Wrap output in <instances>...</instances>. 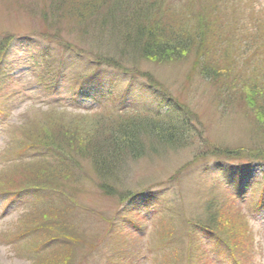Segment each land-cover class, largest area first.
<instances>
[{
    "label": "rangeland",
    "instance_id": "obj_1",
    "mask_svg": "<svg viewBox=\"0 0 264 264\" xmlns=\"http://www.w3.org/2000/svg\"><path fill=\"white\" fill-rule=\"evenodd\" d=\"M53 1L56 0H0V42L8 38L18 39L16 43L13 41L14 44L7 48L8 51L4 55H0V174L3 172L0 175V191H12L17 185H25L28 179L33 180V172L40 165L37 161L29 160L37 141L45 140L47 137L54 138L65 125L71 129L78 127L81 133L101 129L96 127L99 124L95 126L93 122L96 120L93 119L94 116L104 113L100 107L99 96L105 95L116 84L120 90L127 87L126 83L120 86L119 75L106 71L104 76H101L100 89L96 85L92 86L94 91L88 92L89 95L92 94V99H86L82 103L92 109V112L88 113L84 111L85 107L80 110L83 106L74 101L70 94L71 91L76 93L70 83L74 71L64 72L51 87L46 86L50 80L44 75L46 73L43 70L44 66H41L45 61L40 48H43L47 55L49 53L60 55L61 50H64L63 54L68 50L63 57H70L73 51L78 53L81 50L84 55L86 51L98 52L99 46L98 53L101 56L108 57L106 48L113 50L109 55L111 62L130 67L126 62L128 57L121 60L124 55L119 54L120 51L115 47L108 45L106 39L99 43L93 37L101 35L98 31L92 32L89 24H85L89 31L87 32L80 30L76 21L57 22L63 0H58L54 5L58 9L55 13L57 16H54L53 10L49 8ZM70 1L66 0V3ZM158 1L164 2L161 7L167 4L197 13L199 10L209 12L214 6H218L221 11L220 2L225 0H111L98 8L97 15L101 19H106L117 13V7L124 4H128L129 8L136 5L134 9L138 7L143 9V6H155ZM256 1L264 9V0ZM261 15L264 16L263 13ZM53 38L61 39L67 44L54 47ZM32 42L39 48L31 44ZM133 63L138 69L136 73L147 77L142 83L150 92L138 82L140 89L130 86L137 92L138 99H133L132 96L127 98L133 100L137 108L151 111L161 108L162 111H166L165 104H168L169 97L174 103H178L179 108L189 113L192 119L191 133L188 141L182 146L165 149L167 153L162 155L158 152L161 149H158L151 153L147 152V155L135 160H121V166L109 174L107 181L103 177L99 178L104 189L98 190L93 186L89 181L91 180L89 175L93 176L92 170L89 169L90 165L84 160L81 161L86 171L84 174L88 176L86 183L81 184L80 189L70 194L67 204L60 202L63 210L67 211L64 213L70 215H66L68 226L71 223L74 236L78 238L74 239L77 251H69L72 264L74 262V264H187L185 256L191 251L188 234L194 232L188 231V226L191 222L208 221L205 207L212 202L211 200L227 202L228 191L219 182L221 175H218L211 165V159H223L222 153L225 152L218 149L219 155H214L212 149L228 148V151L238 152L230 154L231 158L240 160L248 158L246 153L251 138L248 119L239 114L238 110L236 114L229 115L230 117L219 116L212 103L208 86L200 84L190 74V63L165 67L137 58ZM75 88L77 89V86ZM87 91L89 90L85 92ZM107 113L108 119L110 116L119 117L116 110ZM106 116L102 117L101 122ZM106 124L103 123L102 127ZM38 147L35 149L38 150ZM107 154L111 155L110 151ZM113 154L117 155L116 152ZM22 161L28 164L23 167L24 170H17V173L9 170L13 165L22 164ZM258 176L259 171L256 168L253 177ZM156 191L160 207L150 216L145 213L146 206H139L135 213L134 207L127 203V198L132 194ZM21 196L22 194H14L9 200L6 194H0L2 205L0 264H27L17 257L21 254L23 246L17 245L20 240L15 239L20 235L19 227L28 223L32 225L30 205H25L26 201L19 202ZM41 200L55 199L41 197ZM246 206L233 201V207L230 205L226 212L220 207L219 217L221 216L222 221L217 218L216 225L219 227L216 229L223 235L221 237L226 241V246L233 248L238 254L240 264H264V212L261 216L254 215ZM126 207L129 210L127 215L133 212L136 215L135 223L140 231L130 228L131 225L125 221L122 209ZM55 212L46 208L39 212L41 215L37 217L54 221L57 217L64 216L63 213L56 217ZM179 213L189 224L179 222ZM71 216L74 220H70ZM168 230L173 232L169 237L171 240L163 239L161 243L157 234L161 232L163 235ZM199 236L207 240L206 236L201 234ZM200 242L194 240L193 253L196 254L194 257L203 251L204 255L210 256L213 246L211 244L201 246ZM25 244L27 242L23 245ZM82 246L86 248L83 249ZM149 247H152L151 253ZM156 252H161L160 256H157ZM122 255L124 259L127 257L128 262L117 258ZM116 259L119 261L116 262ZM205 264H209L208 261Z\"/></svg>",
    "mask_w": 264,
    "mask_h": 264
},
{
    "label": "trees",
    "instance_id": "obj_2",
    "mask_svg": "<svg viewBox=\"0 0 264 264\" xmlns=\"http://www.w3.org/2000/svg\"><path fill=\"white\" fill-rule=\"evenodd\" d=\"M110 1L71 0L66 3V0H63L57 22L62 20L69 23L73 20L76 21L80 30L87 32L89 31L85 24H89L92 32L98 31L101 35L93 37L99 43L106 39L108 45L115 47L117 51H120L119 54L124 55L123 58H120L121 60L128 57L126 62L130 67L111 62L109 55L113 50L106 48L108 57L101 56L98 53L100 48L98 45V52L86 51L84 55L81 50L78 53L73 51L72 54L70 53L71 56L68 55L70 57H63L68 50H65L64 54V50H61L60 55L53 53L47 55L43 48H40L45 61L43 64L41 63V66H44L43 70L46 71L44 75L50 80L46 84L48 87H51L59 75L66 71H74V75L70 78L71 86L76 92L75 94L72 92L74 100L75 98L82 99L81 97L87 95L86 90L94 91L91 88L94 85L100 89L101 76H104L106 71L119 75L120 86L126 83L127 87L120 90L116 84L105 95H101V98L108 99V103L104 104L102 108L105 114L100 113L106 116L109 114L107 112L116 110V115L119 117L110 116L111 118L108 119L107 115L106 119L101 122L104 116H94L93 114V119H96L93 122L95 126L99 124L96 126L101 128L99 130L96 128L93 132L81 133L78 127L71 129L65 125L54 138L47 137L45 140L37 141V145L34 146H39L38 150L35 149L36 147L33 148L31 157L29 156L30 162L37 161L40 165L33 172V180L28 179L25 185H17L12 188V191H0V194H6L9 200L14 194H22L25 197L22 201H26L30 205L32 225L28 223L19 227L20 235L15 238L20 240L17 245L23 246L21 254L17 257L27 264H72L69 251H77L74 239L78 238L74 236L71 223L68 226L67 216L70 215L64 213L67 211L63 210L61 207L63 205L60 202L67 204L68 198L71 197L70 194L77 191L81 184L86 183L88 176L84 174L86 171L85 167L81 165V161L89 163V169L93 173V176L89 175L91 176L89 181L100 190L104 187L101 186L99 178L103 177L107 181L110 177L109 174L121 166V160H135L141 158L142 155H147V152L151 153L158 149H161L158 152L162 155L167 153L166 150L180 147L188 141L192 119L185 109L179 108L178 103H174L168 97L169 102L167 101L168 104L166 103L165 106L169 107V112L164 114L159 111L149 113L137 109L134 101L127 98L132 96L133 99H138V94L135 91V89L141 88L137 84L138 82L146 88L147 92H150V89L142 83L147 77L136 73L138 69L134 67L133 63L135 58L165 67L190 63V74L200 84L208 86L212 103L219 116L230 117L229 115L236 114L238 110L239 114L248 119L251 138L246 153L248 158H245L248 161H255L259 165L262 163L264 166V16L261 15L264 14V9H262V5L259 6L256 0H225L220 2L221 11L218 6H214L209 12L199 10L195 13L186 8L188 11L178 9L173 5L166 4L161 7L164 2L158 1L159 3H155V6H143V9L140 7L134 9L136 5L129 8L128 4H124L117 7V13H113L106 19H101L97 15V10L102 4L106 5ZM56 2L58 0L53 1L49 6L53 10L54 16H57L55 13L58 11L57 6H54ZM54 40L52 44L54 47L67 44L61 39ZM13 41L16 43L18 39L8 38L0 42V55H4L8 51L7 48L14 44ZM31 44L36 45L33 42ZM36 47L39 48L37 45ZM62 76L64 77V75ZM103 123H107L106 126L102 127ZM31 147L30 144L29 148ZM162 148L164 149L162 150ZM218 149L225 153H222L223 159H211L214 164L221 161L227 163L231 161L235 164L245 162V160L231 158L230 154H238V152L228 151V148H213L214 155L218 154ZM40 150L43 151L37 154ZM108 151L111 155L107 154ZM113 151L117 155L113 154ZM23 162L11 166L9 170L11 169L14 173H17V170H24L23 167L28 164ZM235 169L238 172L236 177L229 180L230 183L223 184V188L228 191L227 202L211 200L212 202L210 201L211 203L205 207L208 221L205 223L191 222V225L188 226V231L193 230L194 232L188 234L190 241L187 238L192 251H189L188 248L189 252L185 256L187 264L193 262L205 264L207 261L209 264H218L217 262L221 264L224 259L218 256L224 251H221L222 248L217 245L214 246L213 251L210 250V256L204 255L203 251L194 257L196 254L193 253V243L195 240L201 241V246L206 244V241L199 236L201 234L202 236L206 235L205 239L210 240L211 244V238L215 243H219L218 245L221 244L220 240L223 239L221 237L223 235L217 230L219 225H216L220 207L224 208V212H226V208L230 209V205L233 207V201L236 203V196H240L244 190H247L251 180L246 169L242 167ZM30 172L32 173V171ZM2 174L3 172L0 175ZM254 190L256 193L258 192L256 188ZM142 191L144 190L142 189ZM263 193L262 190L261 194L254 196L252 191L249 204L253 202V206L264 208V202L261 204L259 200V203L254 201L262 198ZM41 197L55 200L42 201ZM127 199L128 205L134 207L135 213L139 206H151L155 201L151 196L135 194ZM46 208L52 209L53 212L56 211V217L63 213L65 217H57L54 221L44 217L38 218L37 216L41 215L39 212ZM123 210L125 216L122 215L125 221L128 224L135 223L134 212L127 215L128 207ZM178 215L179 222L189 224L188 221L181 218L183 215L180 213ZM219 218L222 221L221 216ZM71 219H73L72 216ZM173 232L168 230L165 234L162 232L163 235L160 232L157 234V238L160 242L163 239L170 241L169 237ZM185 232H187L186 229ZM166 234L170 235L164 236ZM25 242L27 244L23 245ZM81 248L86 247L82 246ZM151 248H148L150 253L152 252ZM159 253L155 254L160 256ZM127 254L125 253V255ZM235 254L238 255L236 252ZM117 258L128 262L127 257L124 259L123 255Z\"/></svg>",
    "mask_w": 264,
    "mask_h": 264
}]
</instances>
